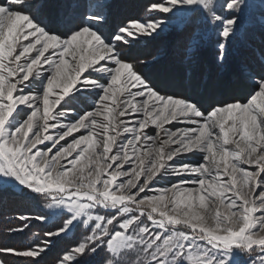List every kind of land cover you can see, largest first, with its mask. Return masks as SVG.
Here are the masks:
<instances>
[{
	"label": "snow or ice",
	"instance_id": "1",
	"mask_svg": "<svg viewBox=\"0 0 264 264\" xmlns=\"http://www.w3.org/2000/svg\"><path fill=\"white\" fill-rule=\"evenodd\" d=\"M50 0H0V191L42 200L9 233L48 225L0 264H264V0H146L109 23L88 0L62 27ZM185 31L157 78L133 48ZM235 58L243 97L202 94L197 55ZM235 50V55L234 51ZM152 64L155 61L151 62Z\"/></svg>",
	"mask_w": 264,
	"mask_h": 264
},
{
	"label": "rangeland",
	"instance_id": "2",
	"mask_svg": "<svg viewBox=\"0 0 264 264\" xmlns=\"http://www.w3.org/2000/svg\"><path fill=\"white\" fill-rule=\"evenodd\" d=\"M50 2L63 3L65 2V0H50ZM67 2L73 5H80V7H73L66 10L63 16H61L59 14V11L56 9H46L44 11V16L50 24L56 27H62L63 25L69 23L74 16L78 15L81 11H84L83 6L88 3V0H67ZM108 2L112 5V7L109 9V23H116L124 16L131 15L136 11L135 9L124 7V5L143 4L146 2V0H108ZM184 37L185 31H181L180 28L172 26L166 33L162 34L161 37L157 38L154 41H141L139 45L134 46L133 52L139 55L141 59H145L150 62L149 70L153 71L154 75L157 78H170L177 75L181 70L182 60L179 53L183 47ZM233 51L235 55V50ZM206 56L209 59L208 64L202 63V60L206 59ZM152 61H155V63L152 64ZM197 65L200 90L202 94L207 95L209 93H212L214 94L215 98L231 95H226L224 91H221V95L215 94V90L217 88L216 84L220 85V83H214V85L212 86L211 76L214 72L219 73V76L221 78L219 80L221 81L226 75L225 71L229 70V74L227 73L228 79L224 78V81L226 83L225 86H228L230 82L235 79H238V83L241 84L239 77L235 73L234 57L230 58L229 63L225 66L226 69L219 68L217 71H214L211 50L202 49L197 55ZM240 87H243L242 84L240 86L235 85L232 93L237 94L236 96H241V89H239ZM2 192L6 193V195L2 194L0 191V199L4 201L3 205H1L0 203V244L23 247L30 242L33 234L46 231L48 226L55 222V218L50 219L48 225H42L38 221H30L28 222L29 228L24 233H21L19 237L15 238L13 236V234L15 233H9L7 230L9 228L18 226V224L20 223L15 219L18 213H30L32 215H39L47 214L49 210L45 208L44 202L42 200L28 199L19 193H17L16 196L11 191ZM19 195L20 197H18ZM70 239H72V234H70V236L67 237L65 241H56L52 249L46 254L43 264H53V261L59 253L60 249L63 248L66 241ZM15 264H23V261L17 260Z\"/></svg>",
	"mask_w": 264,
	"mask_h": 264
},
{
	"label": "trees",
	"instance_id": "3",
	"mask_svg": "<svg viewBox=\"0 0 264 264\" xmlns=\"http://www.w3.org/2000/svg\"><path fill=\"white\" fill-rule=\"evenodd\" d=\"M209 59L207 58V56H206V59H203L202 61V63H205V64H208L209 63V61H208ZM178 67H180V66H178ZM219 68L215 65V64H213V70L215 71H217ZM226 69V68H225ZM225 73H226V75L224 76V78L226 79L228 76V74H229V70H226L225 71ZM228 73V74H227ZM222 79L221 81L219 80V79H221L220 78V76H219V73H217V72H214L213 74H212V76H211V80H212V86L214 85V83H220V85H218V84H216V86H217V88H216V90H215V94L216 95H221V91H224L225 93H226V95H229V93H230V87H231V85L233 84H237L238 83V79H235V80H233V81H231L230 82V84L228 85V86H225L226 85V83H225V79ZM216 79H217V81H216ZM228 79V78H227ZM203 81V80H202ZM239 84L240 83H238V86H239ZM241 85V84H240ZM224 87V88H223ZM226 88V89H225ZM226 97V96H225ZM222 98H224V97H219V98H217V99H222ZM1 193L2 194H5L6 195V193H4V192H2L1 191ZM16 196H17V193L16 192H13ZM18 197H20V195L18 196ZM0 203H1V205H3L4 204V201L3 200H1L0 199ZM1 207V206H0ZM21 235V233H15V234H13V236L16 238V237H19Z\"/></svg>",
	"mask_w": 264,
	"mask_h": 264
},
{
	"label": "bare ground",
	"instance_id": "4",
	"mask_svg": "<svg viewBox=\"0 0 264 264\" xmlns=\"http://www.w3.org/2000/svg\"><path fill=\"white\" fill-rule=\"evenodd\" d=\"M235 85H238V83H237V84L235 83L234 85H233V84L231 85V87H230V93H229V94H231V95H237V94H233V93H232V91L234 90V86H235ZM239 86H240V85H239ZM239 89H241V91H240L241 96H240V97H243V95L246 94V89H245L244 87H240ZM234 92H235V91H234ZM238 96H239V95H238Z\"/></svg>",
	"mask_w": 264,
	"mask_h": 264
}]
</instances>
